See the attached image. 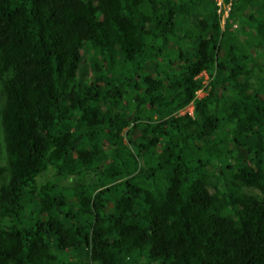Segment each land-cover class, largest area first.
<instances>
[{"label": "trees", "instance_id": "1", "mask_svg": "<svg viewBox=\"0 0 264 264\" xmlns=\"http://www.w3.org/2000/svg\"><path fill=\"white\" fill-rule=\"evenodd\" d=\"M0 264H264V0H0Z\"/></svg>", "mask_w": 264, "mask_h": 264}, {"label": "rangeland", "instance_id": "2", "mask_svg": "<svg viewBox=\"0 0 264 264\" xmlns=\"http://www.w3.org/2000/svg\"><path fill=\"white\" fill-rule=\"evenodd\" d=\"M225 15V14H224ZM223 17V16H222ZM205 74V73H204ZM205 77H206V74H205ZM204 77V81H206L205 78ZM203 95H205V92L204 91H202V90H199L198 92H197V96H199V97H201V96H203ZM192 109H193V106L190 104V105H188L186 108H184L183 110H181L180 111V113H184V112H188V113H192ZM245 190L247 191V189L245 188ZM248 190H250V191H252V192H255V193H258V191L257 190H255V189H253L252 188V190H251V188L249 189L248 188ZM249 191V192H250Z\"/></svg>", "mask_w": 264, "mask_h": 264}]
</instances>
